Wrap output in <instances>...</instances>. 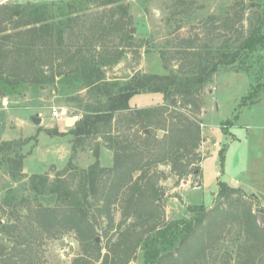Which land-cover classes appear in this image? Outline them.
I'll return each instance as SVG.
<instances>
[{
    "label": "trees",
    "instance_id": "trees-1",
    "mask_svg": "<svg viewBox=\"0 0 264 264\" xmlns=\"http://www.w3.org/2000/svg\"><path fill=\"white\" fill-rule=\"evenodd\" d=\"M179 1L180 7L190 2ZM118 2L0 4L4 15L0 24L8 23L0 26V103L3 97L26 91L37 96L48 86L54 94L84 90L77 100L83 114L69 131L73 147L102 135L113 152L111 166L94 162L50 182L42 174H33L29 180L33 197L9 187L0 201V264H50L33 258L34 237L67 231L74 232L82 248L70 264H128L138 249L144 264H264V231L256 223V213L264 214V199L253 212L239 187L219 180L212 207L193 204L188 206V218L165 220L156 182L148 178L151 167L162 163L179 179L200 174L203 136L196 114L201 109V91L219 65H244L248 54L264 48V0L256 1L258 25L234 48L228 44L204 54L194 47L192 35L180 52L185 54L183 66L164 74L134 72L124 81L108 79L105 69L120 61L123 49L102 44L96 31L84 35L73 30V15L94 3L108 7L110 28L117 29L120 40L128 41L131 34L122 16L112 21L117 14L113 5ZM142 92H160L163 101L131 106L130 97ZM134 125L138 126L135 132H126ZM156 130L163 131L160 137ZM24 143L0 140V169L5 167L13 180L23 174L24 156L17 146ZM135 171L140 174L133 178ZM120 194L119 230L101 245L91 210L104 220L107 236L114 227L112 197L116 200Z\"/></svg>",
    "mask_w": 264,
    "mask_h": 264
},
{
    "label": "rangeland",
    "instance_id": "rangeland-1",
    "mask_svg": "<svg viewBox=\"0 0 264 264\" xmlns=\"http://www.w3.org/2000/svg\"><path fill=\"white\" fill-rule=\"evenodd\" d=\"M51 1L58 3L68 0H0V4ZM256 1L190 0L180 7L179 0H119L118 4L113 5L115 10L117 8V14L112 21L122 16L123 26L131 34L128 41L120 40L117 29L110 28L108 7L90 3L86 11L73 15L76 16L73 30L75 34L83 31L84 35L90 30L96 31L101 34L99 40L102 44H114L118 51L123 49L120 61L105 69L108 79L124 81L134 72L164 74L183 66L185 54L180 52L184 51L192 35L196 38L194 47L204 54H211L216 48L228 44L234 48L258 25L260 6ZM5 24L8 23L2 21L0 26ZM66 34L70 36L69 31ZM54 93L55 90H50L48 86L37 96L26 91L19 96L7 97L6 106L1 100L0 140L13 139L25 143L17 146L18 153L24 156L23 174L13 180L5 167L0 169V201L9 187L19 188L21 193L33 197L34 191L29 182L33 174H42L50 182L59 174H72L74 169L87 168L94 162L102 167L112 165L113 152L104 145L102 135L85 138L74 148L73 137L69 133L74 124L67 126L50 115L51 106H66L82 116L83 111L77 100L84 90L79 93L72 90ZM162 101L160 92H142L133 94L129 104L146 107ZM200 101L201 109L196 114L203 136L199 148L202 156L200 174L191 173L179 179L166 163L151 167L148 173V178L156 182L160 192L159 203L165 220L188 218V206L193 204L212 207L219 180L239 187L253 212L263 203L264 48L256 49L253 55L248 54L244 65H219L202 89ZM35 114L42 120L39 125L31 120ZM137 129V125L130 126L126 132L133 133ZM156 133L160 137L163 131L156 130ZM97 146L98 155L94 151ZM161 172L165 174L164 177ZM139 174V171H135L133 178ZM144 187L145 184L142 189ZM118 196L116 200L112 197L111 204L115 228L107 236L104 235V220L98 217V211L91 210L96 237L101 245L119 230L122 204L121 194ZM0 213L3 211L0 210ZM47 234L44 232L43 238L36 236L32 240L35 242L32 251L35 261L70 264L82 252L73 231L58 236ZM142 253L138 249L128 264H144Z\"/></svg>",
    "mask_w": 264,
    "mask_h": 264
},
{
    "label": "built area",
    "instance_id": "built-area-1",
    "mask_svg": "<svg viewBox=\"0 0 264 264\" xmlns=\"http://www.w3.org/2000/svg\"><path fill=\"white\" fill-rule=\"evenodd\" d=\"M2 104H3V106L7 105V98L6 97L2 98ZM50 115L52 118L61 121L63 124H65L66 120H70L72 125L75 124L77 121H79L81 118L80 114H78V113L75 114L74 110H71L69 107H66V106H51L50 107Z\"/></svg>",
    "mask_w": 264,
    "mask_h": 264
},
{
    "label": "water",
    "instance_id": "water-1",
    "mask_svg": "<svg viewBox=\"0 0 264 264\" xmlns=\"http://www.w3.org/2000/svg\"><path fill=\"white\" fill-rule=\"evenodd\" d=\"M31 120L35 125H39L41 122V118L38 114L32 115ZM68 123H69V125H68ZM140 123H142V120H140ZM65 124L67 126H70L72 123H70V120H66ZM145 131L147 132V129H145ZM256 223H257L258 227L262 231H264V214L263 213H261V212L256 213ZM96 240H98V237H96Z\"/></svg>",
    "mask_w": 264,
    "mask_h": 264
},
{
    "label": "crops",
    "instance_id": "crops-1",
    "mask_svg": "<svg viewBox=\"0 0 264 264\" xmlns=\"http://www.w3.org/2000/svg\"><path fill=\"white\" fill-rule=\"evenodd\" d=\"M7 98V97H6ZM42 121V120H41Z\"/></svg>",
    "mask_w": 264,
    "mask_h": 264
}]
</instances>
